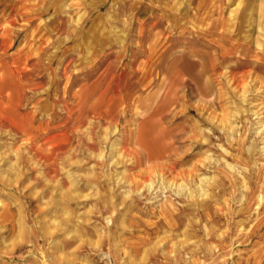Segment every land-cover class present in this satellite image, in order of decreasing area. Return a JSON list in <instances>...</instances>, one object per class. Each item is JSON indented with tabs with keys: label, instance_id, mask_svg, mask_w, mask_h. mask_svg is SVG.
Wrapping results in <instances>:
<instances>
[{
	"label": "rangeland",
	"instance_id": "rangeland-1",
	"mask_svg": "<svg viewBox=\"0 0 264 264\" xmlns=\"http://www.w3.org/2000/svg\"><path fill=\"white\" fill-rule=\"evenodd\" d=\"M263 174L264 0H0V264H264Z\"/></svg>",
	"mask_w": 264,
	"mask_h": 264
},
{
	"label": "bare ground",
	"instance_id": "bare-ground-1",
	"mask_svg": "<svg viewBox=\"0 0 264 264\" xmlns=\"http://www.w3.org/2000/svg\"><path fill=\"white\" fill-rule=\"evenodd\" d=\"M224 37V36H223ZM180 68V67H179ZM174 75H176V74H174ZM170 77L171 76H167V78H165V79H163V81H162V83H161V85L159 86V88L157 89V91L154 93V94H152V95H150L149 97H151V98H156L157 97V95H158V93H159V91H160V89H162V87H163V85H164V83L167 81V80H169L170 79ZM176 80V79H175ZM174 84V83H173ZM170 86V85H169ZM168 86V87H169ZM170 88V87H169ZM168 88V89H169ZM167 95H168V93H167ZM162 97V96H161ZM203 97V96H202ZM163 102V101H162ZM169 102V101H168ZM173 102V101H172ZM160 103V102H159ZM156 105H158V104H156ZM166 105V104H165ZM161 107H163V106H161ZM154 109V108H153ZM162 116V115H161ZM143 120V119H142ZM144 121V120H143ZM139 123V122H138ZM138 125V124H137ZM260 125H263L262 123L260 124ZM153 126V125H152ZM138 127V126H137ZM154 129V128H153ZM163 129V128H162ZM157 130H159V129H157ZM156 130V131H157ZM165 130V129H164ZM259 130V129H258ZM138 132V131H137ZM158 132V131H157ZM260 132V131H259ZM158 137V136H157ZM161 138V137H160ZM157 140V139H156ZM167 156V155H166ZM165 157V156H164ZM163 158V157H162ZM155 159V158H154ZM156 160V159H155ZM264 175V174H263ZM197 183V182H196ZM261 183V182H260ZM199 185V184H198ZM261 191H262V189H261ZM262 196V195H261ZM263 198V197H262Z\"/></svg>",
	"mask_w": 264,
	"mask_h": 264
},
{
	"label": "crops",
	"instance_id": "crops-1",
	"mask_svg": "<svg viewBox=\"0 0 264 264\" xmlns=\"http://www.w3.org/2000/svg\"><path fill=\"white\" fill-rule=\"evenodd\" d=\"M205 0H198V2L199 3H203ZM210 1H217V0H210ZM209 31V30H208ZM218 30H215V32H217ZM205 32V31H204ZM220 32V31H219ZM234 42V41H233ZM256 43H258V45H262L260 42H256ZM220 44V43H219ZM222 46V44L220 45V47ZM238 46H240V45H238ZM245 47V49L247 48V49H250L252 52L251 53H253L254 55H258L259 54V49H256V48H251V46H250V44L249 45H247V46H244ZM254 47H256L255 45H254ZM237 49H240V47H237ZM238 51V50H237ZM257 52H258V54H257ZM256 53V54H255ZM260 55V54H259ZM249 56H252V55H249Z\"/></svg>",
	"mask_w": 264,
	"mask_h": 264
}]
</instances>
